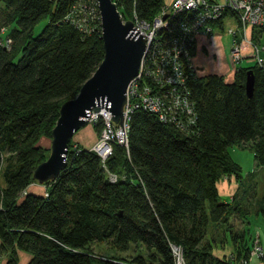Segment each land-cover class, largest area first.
<instances>
[{"label":"trees","instance_id":"16d2710c","mask_svg":"<svg viewBox=\"0 0 264 264\" xmlns=\"http://www.w3.org/2000/svg\"><path fill=\"white\" fill-rule=\"evenodd\" d=\"M79 1L0 0L1 27L13 38L10 49H0L1 255L7 264H19L20 252L31 256L29 264H92L94 245L101 242L121 252L133 244L147 249L130 258L99 255L105 264H176L173 245L185 264L249 259L245 234L229 223L253 210L222 202L219 183L226 177L244 183L231 147L252 151L264 166V67L257 62L238 68L232 81L197 69L189 82L199 117L195 131H180L156 114L138 111L129 150L115 145L104 165L98 154L72 140L59 178L43 184V195L27 192L38 184L35 170L51 153L42 139H52L62 105L79 95L104 60L101 23L88 34L66 21ZM114 2L125 21L136 13L152 22L166 5V0ZM228 19L217 24L223 28ZM42 21L47 24L36 36ZM249 70L255 75L253 98L246 92ZM94 130L102 133L101 126ZM109 173L118 176L116 183ZM255 211L264 216V202ZM217 235L221 246L233 243L231 255H215Z\"/></svg>","mask_w":264,"mask_h":264},{"label":"built area","instance_id":"2783aa9c","mask_svg":"<svg viewBox=\"0 0 264 264\" xmlns=\"http://www.w3.org/2000/svg\"><path fill=\"white\" fill-rule=\"evenodd\" d=\"M225 15L237 24V29L228 31L233 36L230 60L236 68L243 59L238 35L244 31L243 41H248V28H264V0H172L152 22L141 20L134 14L132 22L146 40V51L140 72L127 90L124 128L121 123L113 121V114L105 108L100 112H90L89 124L102 127L100 140L91 150L98 154L104 165L113 155L115 145L129 150L131 120L138 111L156 114L162 123L171 124L180 131H195L199 117L189 82L198 73L192 51L200 36L214 34L215 25ZM66 21L82 32L89 34L95 31L98 22L102 25L98 1L80 0ZM12 45L8 27H1L0 49H10ZM253 46V57L264 67L260 58L261 47ZM118 179L117 175L109 173L110 182L116 183ZM172 249L176 264H185L182 250L175 245ZM253 256H264V248L258 241L250 258L239 264H250Z\"/></svg>","mask_w":264,"mask_h":264},{"label":"water","instance_id":"95a60500","mask_svg":"<svg viewBox=\"0 0 264 264\" xmlns=\"http://www.w3.org/2000/svg\"><path fill=\"white\" fill-rule=\"evenodd\" d=\"M97 1L102 17L104 60L83 85L79 95L62 105L52 133L51 154L34 173V179L39 184L58 179L67 168L70 142L89 125L90 112H100L105 108L113 114V121L121 123L124 128L127 90L140 72L146 40L132 21L124 20L114 0ZM246 78L247 95L253 98L254 72L249 70Z\"/></svg>","mask_w":264,"mask_h":264},{"label":"crops","instance_id":"0c3cea01","mask_svg":"<svg viewBox=\"0 0 264 264\" xmlns=\"http://www.w3.org/2000/svg\"><path fill=\"white\" fill-rule=\"evenodd\" d=\"M172 0H170L171 2ZM169 2V3H170ZM167 3V2H166ZM231 20V19H228ZM247 39L248 41L240 40L241 42V53L242 57H249L254 53V43L255 34L253 30H247ZM211 43V39L208 36L202 35L198 38L196 47H195V55L193 56V62L196 68L200 71L201 75L205 74H218L226 77V72L220 70H216V67L213 68L212 72H206V66L200 67L195 63V57L198 56L200 52V47L208 52V44ZM253 43V44H252ZM260 53V58H261ZM262 59V58H261ZM255 61V59H253ZM263 60V59H262ZM264 61V60H263ZM253 62H251L252 64ZM46 139H42L44 142ZM97 134L94 131V128L88 126L84 130L80 131L77 135H75L74 143L80 145L83 148L91 149L96 145L98 142ZM46 143V142H45ZM242 149V148H241ZM248 150V149H242ZM250 151V150H248ZM253 156V163L249 168L248 172L244 175L243 184L241 185L240 182L236 180L235 177H226L219 183V192L220 197L222 196L227 197L223 201L229 203L228 201L232 199V201H236L241 203L243 206L251 207L253 200H255V208H253L252 213L246 217L245 219H241L239 217H232L230 219L231 225L234 226L233 230L236 232H243L246 236L245 242L243 243L244 247L247 246L248 250L252 251L256 241L264 248V217H260L259 214L256 213L257 217H253L255 215V210L259 208L260 205L264 202V166H260L257 162L255 155L252 151H250ZM239 163V162H238ZM240 164V163H239ZM242 167V166H241ZM243 169V167H242ZM46 191V186L41 184H33L28 190V193L34 194H41L43 195ZM236 197V198H235ZM248 200V204L244 203ZM222 201V202H223ZM212 234H215L213 231ZM216 241V248H215V255L219 257L229 256L231 255L235 247L232 242L228 241L224 246H221L220 236L217 235L215 238ZM0 249H1V241H0ZM1 255V252H0ZM0 260V264H7L5 256H2ZM31 260V256L20 252L19 253V264H29ZM250 264H264V260L258 258L256 256L251 257Z\"/></svg>","mask_w":264,"mask_h":264},{"label":"rangeland","instance_id":"374dc122","mask_svg":"<svg viewBox=\"0 0 264 264\" xmlns=\"http://www.w3.org/2000/svg\"><path fill=\"white\" fill-rule=\"evenodd\" d=\"M166 2H167L166 5H168L170 0H166ZM46 24H47L46 21H42L41 23H39L35 27L34 34L36 36L41 34L43 29L45 28ZM1 26H3V24H1V21H0V27ZM231 28L237 29L236 21L232 20V19L231 20H225L223 28H221L220 25L216 24L214 34L209 37V39H211V43L208 44V49H209L208 52L206 53L205 50H203V48L200 47L201 50H200L198 56L195 57L196 65H198L200 67L206 66V72H212L214 67H216V70L221 69L222 71H225L226 72L225 78L228 81L233 80L235 71L238 68L248 67L251 64V62H253V63L257 62L256 60L255 61L253 60L255 58L253 57V54H252L251 55L252 58H251V56L245 57L236 65V68L233 67V64L230 60V51H231V48L233 45V36L230 35L228 32L229 29H231ZM248 30L254 31L256 43L258 44V46L261 47V53H262L261 58L264 60V49H263V47H264V32H261V30L258 28H251V27L248 28ZM243 36H244V31H242V33H239V35H238L240 40H243ZM210 66H212L213 68H211ZM197 73L199 74L198 71H197ZM88 126L94 128L90 124ZM88 126H86V127H88ZM86 127L81 129L80 131L84 130ZM95 133L97 134V137L100 140L101 134H98V132H96V131H95ZM74 140H75V137L73 138V141ZM99 140H98V142H99ZM51 142H52V139L51 140L46 139V140H44V142L41 141V144L43 145L44 148L48 149V148H51ZM230 153L233 156L234 160L237 163L239 162L240 165L243 167V174H246L248 172L249 168L251 167V164L253 163L252 153H250V151H248V150H242L238 146L231 147ZM41 185H43V184H41ZM226 198L227 197L222 196V198L220 197V200L223 201ZM228 202L232 203V199L229 200ZM251 202H252V206L250 207V209L253 210V208H255L256 203H255V200H253ZM244 203L248 204V200H246ZM254 213H255V215H253V217H257L256 211ZM260 217H264V216L260 215ZM227 225L228 224L224 223L223 226L226 227ZM94 252L96 255H95V258H93L92 264H105L103 262V260L100 258V256L110 257L113 255H120V256H123L126 258H130V256H133V255H143L144 256L147 252V249H146V247H144L141 244L139 245V247H137L136 244H133L131 246L130 250H128L127 252H121L117 248L113 247V245L98 242V243H95V245H94ZM1 258H3L2 255H0V260H1Z\"/></svg>","mask_w":264,"mask_h":264}]
</instances>
